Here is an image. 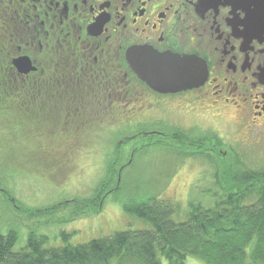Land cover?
I'll return each instance as SVG.
<instances>
[{
	"label": "flooded vegetation",
	"instance_id": "obj_1",
	"mask_svg": "<svg viewBox=\"0 0 264 264\" xmlns=\"http://www.w3.org/2000/svg\"><path fill=\"white\" fill-rule=\"evenodd\" d=\"M0 27L16 44L12 61L27 58L35 69L21 74L11 61L27 89L21 107L36 122L159 126L210 115V137L197 123L181 130L180 148L196 157L236 153L217 133L225 113L233 111L245 139L264 123V0H0ZM143 52L191 58L204 80L156 92L127 59Z\"/></svg>",
	"mask_w": 264,
	"mask_h": 264
},
{
	"label": "rangeland",
	"instance_id": "obj_2",
	"mask_svg": "<svg viewBox=\"0 0 264 264\" xmlns=\"http://www.w3.org/2000/svg\"><path fill=\"white\" fill-rule=\"evenodd\" d=\"M11 88L16 89L13 85ZM9 100L0 107V230L16 231L14 250L23 248L29 236L46 238L45 247L61 248L86 244L126 229H142L146 225L122 209V202L127 199L142 201L156 195L159 201L165 200L179 207L174 220L182 221L189 203L207 208L214 206L223 195L220 185L224 188L228 184L221 179H227L230 171L233 182L241 170L264 166V123L258 121L245 139V132L235 124L233 111L225 113L216 128L219 137L233 145L237 154L193 157V154L183 155L184 150L180 147L184 143L173 130L192 129L195 132L192 127L197 123L202 137H210V128L214 126L210 115H199L194 120L192 116L173 119L166 123H171V128L163 122L157 126L140 121L87 123L68 125L63 129L67 125L35 122L20 109L22 113L18 110L10 112L7 107L15 99ZM149 115L147 111L141 116L144 120L152 119ZM162 119L163 115L160 116ZM154 129L162 134L150 135L148 131ZM138 132L140 136L133 139ZM149 136L163 148L145 147L137 151L123 170L118 192L103 198L104 192L94 213H79L73 201L94 198L114 146L124 138H131L121 154L127 161L133 148L147 141L144 145H149ZM234 138L238 140L235 143ZM163 149H172L178 154L170 155ZM220 149L226 151L221 145ZM240 163L241 166L237 165ZM7 194L17 206L8 202ZM54 205L56 208L46 213L28 214L17 209L38 211ZM61 233L69 237L63 240ZM185 263L203 264L194 257L186 258Z\"/></svg>",
	"mask_w": 264,
	"mask_h": 264
},
{
	"label": "trees",
	"instance_id": "obj_3",
	"mask_svg": "<svg viewBox=\"0 0 264 264\" xmlns=\"http://www.w3.org/2000/svg\"><path fill=\"white\" fill-rule=\"evenodd\" d=\"M8 30L0 27V107L14 98L15 101L10 102L7 108L10 112L20 109L24 114L21 101L27 89L23 87L25 81L22 77L15 76L12 71L16 44L10 40ZM66 128L68 125L63 127ZM173 134L177 138L182 136L178 129H174ZM136 136L140 133H136L133 139ZM130 139L124 138L114 146L94 198L73 201L79 213H94L103 198L118 192L123 170L137 151L145 147L163 148L160 142H152L149 136V145H144L147 141L133 148L131 156L124 161L122 149ZM197 155L193 154V157ZM237 165L241 166V163ZM231 173L227 179H221L228 184L224 188L220 185L223 195L213 207L189 203L182 221L174 220L179 207L165 200L159 201L155 195L142 201L127 199L122 202V209L128 216L146 225L142 229H126L82 245L45 247L46 238L29 236L23 248L14 250L16 231L0 230V264H186L188 257H194L203 264H264V166L241 170L233 182ZM7 200L17 206L8 194ZM55 206L38 211L17 209L28 214L46 213L52 212ZM61 236L63 240L69 237L65 233Z\"/></svg>",
	"mask_w": 264,
	"mask_h": 264
},
{
	"label": "water",
	"instance_id": "obj_4",
	"mask_svg": "<svg viewBox=\"0 0 264 264\" xmlns=\"http://www.w3.org/2000/svg\"><path fill=\"white\" fill-rule=\"evenodd\" d=\"M137 54H127L130 67L140 80L156 92L167 94L184 91L198 87L204 80L202 72L198 70V62L191 58L176 59L168 54L148 52ZM12 66L21 74L35 70L27 58L14 59Z\"/></svg>",
	"mask_w": 264,
	"mask_h": 264
},
{
	"label": "bare ground",
	"instance_id": "obj_5",
	"mask_svg": "<svg viewBox=\"0 0 264 264\" xmlns=\"http://www.w3.org/2000/svg\"><path fill=\"white\" fill-rule=\"evenodd\" d=\"M32 120V119H31ZM35 121V120H34ZM36 122V121H35ZM44 124H51V123H44Z\"/></svg>",
	"mask_w": 264,
	"mask_h": 264
}]
</instances>
